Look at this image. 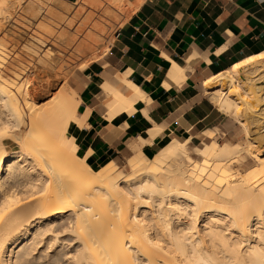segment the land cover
Returning a JSON list of instances; mask_svg holds the SVG:
<instances>
[{
	"label": "bare ground",
	"instance_id": "1",
	"mask_svg": "<svg viewBox=\"0 0 264 264\" xmlns=\"http://www.w3.org/2000/svg\"><path fill=\"white\" fill-rule=\"evenodd\" d=\"M102 1L108 18L114 10L136 6L133 0ZM56 2L0 0V33L18 11L34 20L44 4ZM29 8L33 14L26 12ZM106 15L98 17L88 32L83 24L71 33L68 22L60 37L65 48L85 33L75 51H89ZM56 17L64 22L50 7L34 32L31 48L41 64L22 67L18 73L0 67V264L47 259L50 264H264V157L251 151L253 144L246 143L258 169L238 174L227 168L244 148L230 144L204 154L198 163L182 159L187 162L183 164L189 135L169 137L150 164L129 162V173L123 177L112 162L95 170L89 154L80 156L74 131L88 125L92 109L78 114L82 102L68 80L60 92H52L62 71L57 57L43 48L55 32L47 19ZM128 75L120 73L116 80L131 96L114 97L103 105L110 124L108 141L119 134L113 120L124 112L133 114L137 103L145 100ZM172 75L185 76L177 64ZM237 77L244 83L254 77L263 89L255 94L264 102L263 55L247 59ZM107 87L102 85L99 96ZM220 94H228L227 86ZM49 96L54 99L41 104ZM149 134L152 139L163 136L157 126ZM8 143L19 149L8 151ZM214 165L221 168L219 173L212 170Z\"/></svg>",
	"mask_w": 264,
	"mask_h": 264
},
{
	"label": "crops",
	"instance_id": "2",
	"mask_svg": "<svg viewBox=\"0 0 264 264\" xmlns=\"http://www.w3.org/2000/svg\"><path fill=\"white\" fill-rule=\"evenodd\" d=\"M134 4L101 62L90 66L80 92L78 114L92 110L88 125L74 135L79 153L89 154L88 162L95 166L117 165L109 160L111 150L126 141L147 139L155 126L163 136L143 146L145 155L154 154L171 136L211 132L223 122V114L203 90L204 83L217 76L219 83L236 78L247 59L264 56V0H139ZM174 64L184 70V78L172 75ZM106 69L128 72L145 99L133 114L124 112L113 120L114 129H119L113 141L106 140L110 131L101 112L105 104L94 105ZM104 97L103 93L99 99ZM237 133L234 125L226 142L232 143Z\"/></svg>",
	"mask_w": 264,
	"mask_h": 264
},
{
	"label": "rangeland",
	"instance_id": "3",
	"mask_svg": "<svg viewBox=\"0 0 264 264\" xmlns=\"http://www.w3.org/2000/svg\"><path fill=\"white\" fill-rule=\"evenodd\" d=\"M54 1H57L54 6L44 4V8L41 11V16L34 20L29 19V16L23 11L17 12L15 19L12 20V22L10 21L7 30L3 33H0V67L4 69L12 68L15 73H18L21 71L22 67H29L31 65L37 66L40 63L39 54H34L35 51L32 50L31 45H33L34 42V32L37 31L38 26L43 21L42 18L50 10V7H52L53 10L60 17H62L64 21L63 23H61L58 17L53 20L50 18L47 19L48 21H51L53 25H55V27H53L55 32L50 38L47 44L48 46H45L43 49H45V51L48 49L52 51V54L57 57V65L62 71V80L56 84L57 86L55 85L53 87L52 92H60V88H62L64 82L68 80L66 84H68L69 87L73 88L76 91L77 97L79 98L78 100L81 101L80 92L87 84L86 82L90 66L96 62H101L100 60L102 59L105 51H107L113 41L115 31L124 22L123 20H125V18L129 16L133 9L124 8L121 11L114 10L115 12H112L113 15L111 13L112 17L108 18V16L106 15L107 13L104 12L107 4L102 0H82V3L80 2L79 5L76 3H66L64 0ZM134 1L139 0H133V3ZM29 11H34V9L29 8L26 12L29 13ZM31 13L33 14L34 12ZM103 13L106 15L104 28L101 31L98 40L95 42V45H93L89 51L82 53H76L75 51L76 44L84 38L85 33L82 34V36H78V40L76 43H72L68 46V48H65L63 42L64 38L62 37L60 40V37L62 35V32L67 30L66 24L68 22H71L72 25V27L70 28L71 30H69L71 33H74L81 26L83 27V24H86L85 30L86 32H88L92 27L91 24L94 23L98 19V17H101ZM21 32L23 33V35ZM39 51L42 52L43 50L39 49ZM95 51H97V53ZM100 52H103L101 56L99 55ZM234 69L230 70L229 72H234ZM118 74H120V72H113L111 69H106L104 71L102 75L103 78L101 79L99 84L100 91L104 81L108 84V87L105 90V99H99V93L94 103L95 106H101L114 97L124 98L131 96V91H129L127 88L124 89L122 84H120V82L116 80ZM228 80L229 79H225L221 81V83H219V76H217L210 78L206 83H204L203 90H205V93L209 94V98L213 100L218 110L223 114V117L221 118L223 122L219 123L211 132L207 131L196 135L191 134L192 136L190 138V142L185 147V154H183L185 156L181 157V162L183 163L184 160L182 159H185L189 163H198L204 154H214L220 150L221 146L230 144L234 145L237 148H244L243 151H245H242L238 155L237 159L228 166L227 171L232 174L247 172L252 173L258 169V165L252 160L251 157L254 156L255 153H257L261 157H264V102H261V99L259 98L261 95L260 93L262 92L259 93L260 95L257 94L259 95V97H257L255 94L257 93L258 89H261L259 86L260 84L254 77L251 78V81L247 80V83H244L246 81L242 77H236L235 80ZM224 85L228 88V94L226 96H222L220 94L223 91ZM261 85H264L263 81L261 82ZM262 90L263 89H261L260 91ZM53 99L54 97L49 96L45 99L44 103L43 101H41V104L48 103L49 100L52 101ZM214 99H217V101ZM225 100L229 101L228 107L230 108L223 106ZM101 112L103 114L104 110ZM121 119H123V117H120L118 121H116V123ZM234 125H237L238 133L232 140V143H228L226 142L227 139H225V137ZM75 133L76 132L74 131V134ZM153 140L154 139L151 138L148 132L147 139L139 138L138 140L130 141L129 144L126 141L123 142L121 146L111 150V156L109 160H114L117 163L119 171L118 173H120L119 177H123L124 175L129 173V162L144 160L150 164L157 158L156 154L159 153L157 150L154 154L145 155L143 152V146L147 143H152ZM246 143L248 145L250 143L253 144L251 151L254 152V154L252 152L251 154L250 152L248 153V145ZM246 146L247 148H245ZM18 149L19 148L16 144H7L8 151ZM79 154L80 156H82L81 152ZM157 156H159V154H157ZM163 158L164 160H168V158L166 157ZM184 163L187 164L186 161H184ZM105 164L106 162L101 166H95L90 161V165L95 170L100 169ZM220 169L221 168L216 165L212 167V170L215 173H219ZM30 264H50V262L47 259L41 260V262L32 261ZM58 264H62V262H59Z\"/></svg>",
	"mask_w": 264,
	"mask_h": 264
}]
</instances>
